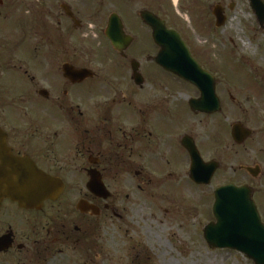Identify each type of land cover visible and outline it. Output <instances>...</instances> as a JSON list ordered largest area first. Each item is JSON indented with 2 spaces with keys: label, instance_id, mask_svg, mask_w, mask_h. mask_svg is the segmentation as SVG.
Returning a JSON list of instances; mask_svg holds the SVG:
<instances>
[{
  "label": "flooded vegetation",
  "instance_id": "obj_1",
  "mask_svg": "<svg viewBox=\"0 0 264 264\" xmlns=\"http://www.w3.org/2000/svg\"><path fill=\"white\" fill-rule=\"evenodd\" d=\"M237 3L249 7L253 38L264 41L253 0H0V171L11 166L8 154L29 158L63 185L39 208L0 201V264H114L118 251L108 252L102 233L124 218L119 207L130 197L122 191L187 186L185 140L217 166L215 177L254 182L240 186L251 187L264 223V182L256 185L264 178V73L249 67L229 86L214 62L229 56L219 43L226 48ZM255 6L262 15L264 0ZM166 30L213 76V114L181 101L188 83L159 65L157 35ZM204 118L213 120L211 160Z\"/></svg>",
  "mask_w": 264,
  "mask_h": 264
},
{
  "label": "rangeland",
  "instance_id": "obj_2",
  "mask_svg": "<svg viewBox=\"0 0 264 264\" xmlns=\"http://www.w3.org/2000/svg\"><path fill=\"white\" fill-rule=\"evenodd\" d=\"M248 9L246 4L237 3L234 17L226 30V48L222 41L219 43L221 54L228 53L229 56H217L214 60L229 86H232L231 76H235L234 79L241 76L242 80L250 74V68L264 73V41L253 38L255 32L248 23L255 24V20ZM210 43L205 47L216 53ZM202 63L215 70L213 62L202 59ZM171 86L178 90L181 88L177 82H172ZM198 94L195 87L187 84L178 92V98L190 101ZM186 116L191 122L189 113ZM212 121L211 118H204L200 130L206 160L215 155L211 141ZM247 181L254 185L245 174L233 176L222 173L215 177L211 186L197 187L188 174L187 186L182 184L178 187L172 183L161 189L145 186L124 189L123 198L130 197L119 207V213L124 214V218L116 228L109 227L102 233L108 252L114 257L118 251L114 264H254L239 252L212 250L204 238V228L215 221V189L230 182L240 186ZM263 182L264 178H261L256 185L261 187Z\"/></svg>",
  "mask_w": 264,
  "mask_h": 264
},
{
  "label": "water",
  "instance_id": "obj_3",
  "mask_svg": "<svg viewBox=\"0 0 264 264\" xmlns=\"http://www.w3.org/2000/svg\"><path fill=\"white\" fill-rule=\"evenodd\" d=\"M258 1L253 0V6L262 22L264 10L260 15L255 6ZM218 21L221 27L223 21ZM109 34L116 46L115 37L111 35V31ZM157 42L163 48L157 59L158 63L197 86L202 92V101H192V108L203 113L217 111L218 104L213 102V78L191 57L179 36L166 30L164 36L157 35ZM184 145L192 156V180L197 184L209 185L217 166L212 163L205 164L193 143L185 140ZM8 159L11 166L6 172L0 171V201L3 198H11L22 207L39 208L46 200L56 199L63 191L60 181L41 172L29 158L18 159L9 157L8 154ZM213 213L216 221L204 229V237L209 247L213 250L237 251L255 264H264V224L253 201L251 189L233 185L217 189Z\"/></svg>",
  "mask_w": 264,
  "mask_h": 264
}]
</instances>
